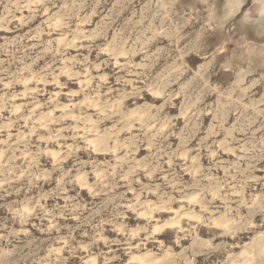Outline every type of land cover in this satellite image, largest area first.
<instances>
[{
    "label": "clouds",
    "instance_id": "1",
    "mask_svg": "<svg viewBox=\"0 0 264 264\" xmlns=\"http://www.w3.org/2000/svg\"><path fill=\"white\" fill-rule=\"evenodd\" d=\"M0 264H264V0H0Z\"/></svg>",
    "mask_w": 264,
    "mask_h": 264
}]
</instances>
